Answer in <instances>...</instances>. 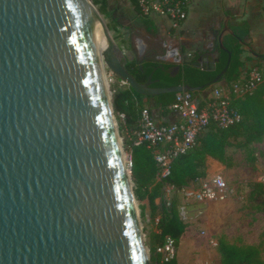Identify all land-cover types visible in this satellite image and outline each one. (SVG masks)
Masks as SVG:
<instances>
[{
  "label": "water",
  "instance_id": "obj_1",
  "mask_svg": "<svg viewBox=\"0 0 264 264\" xmlns=\"http://www.w3.org/2000/svg\"><path fill=\"white\" fill-rule=\"evenodd\" d=\"M89 2L0 0V264L150 262L87 14L107 41L104 66L141 96L212 88L231 65L220 38L229 60L211 83L153 87L162 64L139 83Z\"/></svg>",
  "mask_w": 264,
  "mask_h": 264
},
{
  "label": "trees",
  "instance_id": "obj_2",
  "mask_svg": "<svg viewBox=\"0 0 264 264\" xmlns=\"http://www.w3.org/2000/svg\"><path fill=\"white\" fill-rule=\"evenodd\" d=\"M93 4L99 8L101 15L110 18L108 12L107 0H91ZM139 17L146 24H150V17L141 14L137 4L131 0ZM264 1V0H263ZM116 32V27L110 28ZM152 35L156 33L149 32ZM173 35V32H170ZM249 35V27L246 24L233 28V34L227 35L224 40L225 48L232 53L231 65L225 77L219 83H224L230 87L232 83L240 79L241 68L243 66L242 55L244 53L242 44ZM117 37L115 36L114 39ZM217 63L215 71H204L191 66V63L199 59L198 55H194L191 62L186 63L181 71L173 76L168 70L172 69L169 64H162V69H157L154 78L159 81L157 87L165 88L175 85H188L190 87H200L211 83L217 75L226 67L229 54L223 51L219 45L216 46ZM258 67L261 81L251 94L241 97L233 96L231 107L236 111L241 119L238 123L229 127H220L217 123H212L206 130L198 135L195 146L185 155L179 156L172 164L171 175L167 179L169 185L176 189H183L196 184L198 180L205 179L208 176V161L215 160L226 168L234 167L232 158L228 151L232 148H245L255 143L264 141V56H258ZM263 62H261V61ZM138 64V63H137ZM158 64V65H157ZM135 64H127V69L135 77L139 83H145L149 75L157 68L160 63L155 60H147L143 64V70ZM156 66V67H154ZM144 72V70H146ZM251 70L246 74L248 76ZM210 89V88H209ZM206 89V90H209ZM203 90V91H206ZM192 93L194 98L200 96L203 92ZM113 92V109L114 114L120 120L121 129L125 132V128L137 130L140 122L141 110L146 108L145 104L152 100L156 107L168 111L175 101L176 94H166L155 98L144 97L137 94L130 87H119L116 83L112 86ZM149 108V107H148ZM151 110V108H149ZM124 115L125 119L121 120L120 116ZM124 147L126 152L132 153L133 169L131 178L134 183V196L142 205L140 206L141 217L145 215V201L148 202L151 212V219L156 220L157 214L161 216L157 226L160 233L154 234L151 238V261L153 264H160V260L156 255V246L161 242L164 236H171L176 241L186 232L187 226L183 224L176 213V202L173 207L168 209L165 204L156 203L162 195V184L156 181L158 168L153 156L146 145L133 146L129 138L125 137ZM258 190L257 196L264 197V187L259 183L255 185ZM218 252L222 259V264H264L261 253L253 246H235L227 241L218 240ZM170 264H177L173 261Z\"/></svg>",
  "mask_w": 264,
  "mask_h": 264
},
{
  "label": "built area",
  "instance_id": "obj_3",
  "mask_svg": "<svg viewBox=\"0 0 264 264\" xmlns=\"http://www.w3.org/2000/svg\"><path fill=\"white\" fill-rule=\"evenodd\" d=\"M142 15L158 16L170 23V32L179 37L188 18L191 0H134ZM142 54L145 53L142 47ZM194 55L182 52L181 49L165 45L163 52L156 57L160 64H170L182 68L191 62ZM261 81L258 67H254L248 76L232 83L230 87L215 86L212 92L201 99L194 98L192 93H178L170 110L177 114L175 122L164 124L158 122L149 108L140 113L137 130L125 128L126 137L133 146L145 144L153 156L158 168L156 181L162 184V195L157 201L170 209L176 198H187L196 203L207 204L224 202L231 193L230 184L221 174H214L211 178L198 180L197 185L183 189H176L169 185L167 179L171 175L172 164L179 156L188 153L194 146L199 134L212 123L220 127H229L238 123L240 115L231 107L233 96L241 97L251 94ZM119 87H127L124 81L118 80ZM124 120V115L120 116ZM126 168L130 174L133 169L132 153H126ZM258 183L264 187V174ZM177 207L179 218L187 221L186 205ZM160 233V232H159ZM156 255L160 264H170L177 260V241L171 236H164L156 246Z\"/></svg>",
  "mask_w": 264,
  "mask_h": 264
},
{
  "label": "rangeland",
  "instance_id": "obj_4",
  "mask_svg": "<svg viewBox=\"0 0 264 264\" xmlns=\"http://www.w3.org/2000/svg\"><path fill=\"white\" fill-rule=\"evenodd\" d=\"M107 3L110 18L101 15L105 24L113 38L117 37L115 42L125 53L127 64H135L134 66L139 64L140 66L143 56L134 49V36L140 37V34L145 31L150 34L151 23L146 24L139 17L131 0H107ZM96 8L99 10L98 7ZM113 27L117 28L116 32L110 29ZM137 30L139 31L136 32ZM177 38L175 37L176 41H178ZM147 50L145 55L147 60H153L155 53L163 51L160 44L158 47L150 45ZM175 73L173 70V74ZM104 74L107 88L113 97L112 86L117 83V77L106 66H104ZM218 85L220 86V84ZM197 99H201V97L199 96ZM149 102L145 104L146 108H150ZM114 120L122 153L126 159L127 150L124 147L126 134L121 129L120 120L115 114ZM228 153L234 167L226 168L222 164L217 165L218 167L215 166V173L223 175L232 190L226 201L200 204L187 200V198L174 200L177 207L184 203L187 212V221L183 222L187 229L184 237L177 241L176 262L222 264L221 256L213 244L215 239H223L240 247L252 245L262 253L264 259V197L257 196L258 190L255 188L261 175L264 174V141L242 149L232 148ZM135 202L141 225L140 230L149 253V264H153L150 242L152 236L160 232L157 226L161 216L157 214L156 220L153 221L145 212V215L141 217L140 206L142 203L138 202L136 198Z\"/></svg>",
  "mask_w": 264,
  "mask_h": 264
},
{
  "label": "crops",
  "instance_id": "obj_5",
  "mask_svg": "<svg viewBox=\"0 0 264 264\" xmlns=\"http://www.w3.org/2000/svg\"><path fill=\"white\" fill-rule=\"evenodd\" d=\"M150 18V32L153 33L154 31L156 34H148V31H145L144 33H139L140 37H137V35L134 36V49L138 54L143 56V63L147 61L145 55L149 46L154 45L158 47L160 44L162 49L165 45H168L179 48L182 52H191L193 55L196 54L199 56L198 60L203 62L206 68H209L210 64H208V62H210V59L218 60L216 46L219 45V39L221 38L224 40L227 35L233 34V28L243 24L248 25L249 35L242 44L244 53L241 58L243 66L241 68L240 79L245 77L259 62L254 54L264 56L263 0H191L188 18L177 38L178 41H176L175 37L170 33V23L167 20L158 16H152ZM138 31L139 30L136 32ZM142 47L145 49L144 54L140 52L142 51ZM160 53H155L153 60H156V57ZM171 66L172 69L175 67L173 65ZM116 82L118 83V79H116ZM221 86L226 85L222 83ZM213 89L214 87L203 91L200 97L203 98L209 95ZM149 104L151 112L158 122L168 124L177 121V114L170 109L165 111L156 107L154 102H149ZM253 145H256V143ZM207 163L208 176L205 179L211 178L214 174H217L215 173V166L220 164L212 159ZM197 183L191 186H195ZM156 203L158 204L159 201H156ZM143 205H145V212L150 219L151 212L148 202L145 201ZM182 237H184V235ZM213 244L218 251V240L215 239ZM261 257L263 259L262 253ZM177 264L182 263L177 261Z\"/></svg>",
  "mask_w": 264,
  "mask_h": 264
},
{
  "label": "bare ground",
  "instance_id": "obj_6",
  "mask_svg": "<svg viewBox=\"0 0 264 264\" xmlns=\"http://www.w3.org/2000/svg\"><path fill=\"white\" fill-rule=\"evenodd\" d=\"M81 1H84L86 3H90L89 0H81ZM93 10V13H96L95 12V9H92ZM90 24H91V29H92V36H93V43H94V47H95V51H96V55H97V59H98V63H99V69H100V76H101V80L103 82V86H104V90H105V94L107 96V98L109 99L110 98V93H109V90L107 88V84H106V78H105V74H104V51L106 50L107 48V41H106V38L103 34V32L101 31L100 27L96 24L92 14H87L86 15ZM114 126L116 127V124H114ZM124 153H122V161L123 163L125 164V155H123ZM129 173V172H128ZM130 174V173H129ZM132 182H130L129 180V185L132 186ZM136 206V205H135ZM136 212H137V209H136ZM137 216H138V220H139V215L137 213ZM139 229H140V221H139ZM147 260H149V253H148V250H147Z\"/></svg>",
  "mask_w": 264,
  "mask_h": 264
},
{
  "label": "flooded vegetation",
  "instance_id": "obj_7",
  "mask_svg": "<svg viewBox=\"0 0 264 264\" xmlns=\"http://www.w3.org/2000/svg\"><path fill=\"white\" fill-rule=\"evenodd\" d=\"M157 65H158V64H157ZM154 67H156V66H154ZM152 72H153V71H152ZM152 72H151V73H152ZM168 72H170L172 75H174L172 69L168 70ZM149 76H150V75H149ZM148 78H149V77H148ZM147 81H148V80H147ZM147 81H146V82H147ZM153 81L155 82L154 85H153V87H157L156 84H158L159 81H158L157 79H155L154 77H153ZM146 82H145V83H146Z\"/></svg>",
  "mask_w": 264,
  "mask_h": 264
}]
</instances>
